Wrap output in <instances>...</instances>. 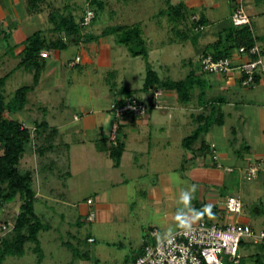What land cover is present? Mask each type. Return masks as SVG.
<instances>
[{"label": "rangeland", "instance_id": "rangeland-1", "mask_svg": "<svg viewBox=\"0 0 264 264\" xmlns=\"http://www.w3.org/2000/svg\"><path fill=\"white\" fill-rule=\"evenodd\" d=\"M104 1V10L97 14L93 24L81 29L82 33L98 36L104 28L110 26L140 23L148 59L131 56L125 46L115 42L113 35L106 39L109 46L107 48L110 50L109 58L96 57L97 52H94L91 55V58L95 57L94 64L71 68L68 62L75 60L80 48L73 43H69L58 54H51L46 58V69L40 83L28 93L24 109L8 115L28 127L33 140L36 122L47 121L50 127L59 129L53 140V150L39 156L33 145L27 144L24 158L20 161L23 169L33 171V188L37 198L34 203L35 213L43 223L49 225V230L39 233L40 253H34V245L27 244L24 256H9L4 264H132V257L141 248L150 228H157L160 238H164V233L170 228L167 224L174 223L171 213H167L165 209L158 214V222L154 219L156 215L152 213L150 201L143 199V188L146 185L165 179L166 177L160 176L166 174L171 182L169 186H177L184 174L187 185L182 190L190 188V180H194L192 183L196 185L197 191L193 201L198 200L203 179L187 177V173H184L186 169L182 170L178 165L185 166L192 161L187 160L191 151L183 149L181 143L202 125L192 120L187 109L197 101L206 104L210 99L209 93L206 92L197 99L193 91L190 95L191 102L183 104L174 98L172 94L175 92L161 90L162 94L155 102L150 95L141 92V88L147 63L162 80L178 81L188 75L189 70L185 63L193 62L199 54L198 44L193 39L197 33L190 28V17L193 12L198 15L201 9L186 8L185 19L176 22L175 17L168 15L170 0ZM88 3L89 0H44L32 8L26 0H0V78L12 72L19 63V57L14 50L15 44L21 43L35 31H40L44 37L53 41L66 35L63 31H55V23L72 19L79 24L89 7ZM261 3L264 4V0ZM229 5L228 0H213L212 19L203 33L214 31V26L220 21L228 29L232 27L226 19ZM51 13L54 14V21L51 20ZM178 25H181L180 29L184 28L186 40L177 33ZM86 47L83 49H87ZM111 73L116 78L113 79ZM46 76H50L52 80L47 85L44 82ZM26 85H33V71L24 68L13 71L1 89L6 102L18 88ZM122 87L128 95L143 101L147 106L152 105L151 114L147 112L137 119L115 118L111 110L112 102L115 93ZM82 114L95 117L96 122L103 120L102 133L99 128L87 130L81 127V117L78 121L73 120L75 115ZM137 121H141V125L135 126ZM114 124L121 125L120 138H126L128 144V149L121 158L126 169L127 166L131 169L128 174L132 173L133 160L140 158L142 161L150 159L153 162L151 164L158 165V177L150 175L138 179L136 176H129L127 179L130 182L127 186H114L126 175L123 169L114 168L115 161L106 148L99 151L103 144L98 140L101 136H107L109 127ZM231 124L239 129L237 122ZM230 126L226 123L222 128L213 124L200 138L206 139L205 142H215L217 150L230 154L232 165L236 166L233 172H226L224 169L219 171L223 181L222 185L216 187L223 196L237 197L235 191L251 185L263 190L246 192V198L239 197L242 210L237 216L252 218L255 220V225H252L256 227L264 223V172H260L255 179L245 178V170L237 165L240 164L237 151L242 143V133L238 130L236 132L238 140L236 147L233 146L232 154L228 138L234 140V133L231 131L232 127L229 129ZM212 128L215 135L210 133ZM49 132L47 130L42 137ZM38 143L32 142L36 145ZM107 144L109 143L106 141V146ZM182 153L185 157L183 155L181 158ZM210 157L209 155L211 160ZM209 159H206L204 166L211 169ZM193 163L198 164L197 160ZM255 197H260L257 200L263 202V211L260 214H256L252 207L251 201ZM88 199L92 200L91 205L86 204ZM20 204L21 199L18 196L14 201L0 207V242L3 239H12L11 229ZM256 204L259 202L256 201ZM180 206L179 204L178 208ZM89 212L95 215L92 221H87ZM89 237L94 239L93 243L87 241ZM65 243L76 248L77 255ZM240 255L241 264H260L256 262L257 259L264 264V253L257 245L250 244L249 240L241 247Z\"/></svg>", "mask_w": 264, "mask_h": 264}, {"label": "crops", "instance_id": "crops-1", "mask_svg": "<svg viewBox=\"0 0 264 264\" xmlns=\"http://www.w3.org/2000/svg\"><path fill=\"white\" fill-rule=\"evenodd\" d=\"M228 1L230 2V5H229L230 10L228 11L226 15V19L231 23L230 16H231L232 11L235 8L234 6L235 1L234 0H228ZM254 2H252V0H244L243 4L245 5L244 7H246V12L250 19V28L252 29V32H253L255 46L259 50L260 54L264 57V4L261 3L262 0H254ZM170 5L179 7L175 9V11L172 13V15L176 18V22L177 21L181 22V19L182 20L185 19L186 8L188 9L191 8L192 10L201 9L199 10L198 15H197V12H193V14L190 17V28L196 31L197 33V35L193 39L198 44L199 54L198 56H196V59L193 62L189 61L188 63H185V64L188 66V70H189L188 74H192L194 77V80H198L197 85H195V87L193 88V91H194L193 94L195 95V97L199 99L200 93L204 95L206 94V92H208L210 95V99L206 104H201L198 101L197 103H193V105L189 107V109H187V112L190 113V117L192 118V120H195L198 123H202L204 118L211 113V106L215 107V110H214L216 113L215 117L217 121H219V123L215 125L223 128L226 123H229L231 125L229 129L232 127L231 131H233L234 133V140H232L231 138H228L229 140L228 142L230 144V149H231L232 154L234 150L233 146L236 147L237 145L236 140H238V137H237L238 134L236 132L237 130L239 132L241 131L242 143L238 147L240 149L237 148L238 156H240V161H239L240 164H237V165H239L238 168L245 170V174H246V168L248 164L256 160H259V159H264V77L258 78L256 84L253 87L245 88V87H242L240 84V80H241L240 73L236 69H233L226 74L204 73L200 68V62L198 63L199 57H201L203 51L205 50V47L209 44L214 43L217 40L218 36L220 34L223 35L228 28L224 25L223 21L222 22L220 21L216 26H214L215 28L214 31L212 32L208 31L206 33H203V31L205 30V27L208 28L207 25L211 22V19H212V13H213V8H214L212 7L213 0H197V1L196 0H180V1L170 0ZM194 18L196 19L194 20ZM199 20H201L202 23L200 25H197L196 23ZM198 26H201L202 28L197 29ZM180 27L181 25H178L176 31L177 33L181 35L180 38L182 37L183 40H186V32L184 31V28L180 29ZM102 31L100 33H102ZM83 34L84 33H82L81 31L82 36ZM86 35H92V34L87 33ZM82 36L79 38L77 42H73V41L70 42V43L75 44L78 48L80 47L79 55L76 56V58H79V63L71 66V63H73L74 60L69 61L68 64L71 68H78L85 64H94L95 57L91 58V55H93L94 52H97L96 57L100 58L102 56V57L109 58L110 50L109 48H107L109 46L106 42V39L109 36H101L98 39H95L90 42H85L84 40L85 38ZM23 41L21 43H18L17 45L16 44L14 45V50H15L16 55L19 57V61H20V54L22 53L24 49V46L22 45ZM93 43H97L98 45H93ZM171 43L172 42H170V44ZM84 46H87L86 47L87 49H85L86 51L83 49ZM60 51L62 50L52 51L51 54L55 55V54H58ZM230 57H231L230 59L232 61V64L234 66L248 59L247 57L240 55L238 53V50L236 49L231 51ZM45 62H46V59H45ZM45 69H46V63H45V68L43 72L45 71ZM110 75L113 79L114 77L116 78V76H114V73H111ZM41 77H42V74L40 76V79L37 85L40 83ZM50 78L51 77L49 76L46 78V80H44L45 85L50 83L49 82ZM115 83L116 82H114V84ZM172 95H174V98H176L175 93H173ZM127 96L128 95H127V92H125V88L122 87L119 92L115 93V99L113 100L112 104L116 100L124 99ZM80 117H81V120L83 121V126L81 127L87 130L93 129V128L94 129L99 128L102 133L103 120L96 122L95 117H89V116L86 117L83 114L81 116L75 115L73 120L78 121ZM232 122H237L239 129L234 128L233 125L231 124ZM140 123L141 121H137L135 126L141 125ZM48 125H49V130L56 129L57 134H58L59 129L57 127H50L49 123ZM149 126H150V123H149ZM114 127H116V124L111 125L109 127V133L107 136H105L104 138L103 136L98 138L99 143L101 142L100 144L101 145L103 144V147L100 149H99L100 145L99 144L97 145L99 151L100 150L102 151L105 148L107 150L112 145L111 144L112 132L114 130ZM119 128L120 130L118 132V137L120 138L122 127H119ZM214 128H212L210 132L213 135H215ZM125 139L124 138L122 139L125 143V147H124V151L122 152L121 158L123 156V153L128 149V144L126 143ZM205 140L200 138V141L197 140L199 141L198 143L197 141L194 142L192 147H190V149L183 148L185 150L191 151L188 153L189 155H188L187 160H192V161L188 162L185 165L187 166L186 168L183 164L178 165V167L182 168V170L186 169L184 173H187L188 175L187 177H190L191 179H197V180L203 179L204 181L203 186L199 190L200 194H199L198 200L196 201L192 200V207L196 209L195 208L196 206L203 204V203H205L206 205L210 207H215L218 210V213H217V217L213 219L212 221L218 224L237 222L241 224L250 225L255 231L263 229L264 223L255 227L252 225V224L255 225L254 223L255 220H252V218L250 217L242 218V217L237 216V214L229 213L226 211V208H225L226 200L228 197H232V196H223L221 191L216 187V186L219 187V185H222V181H223L222 175L219 171L222 172L223 171L222 169L225 170L226 168H230L232 169L231 172H233L234 171L233 168H235L236 166L232 165L233 162H232V158L230 154H227L226 152L222 150L218 151L216 148L217 146L215 142L213 141L205 142ZM106 141L107 143H109L107 144V146H106ZM202 142H204L207 147L212 144L215 145V150L217 154V161L215 163L213 162L211 157H210L211 160L209 159V155L211 156L210 150H207V152H203L202 150H200ZM183 155L185 157V154L182 153L181 158L183 157ZM121 158L118 164L114 163V168L116 170L123 169L126 176H123L124 179H121V181H119L115 185L113 184L115 187L127 186L130 182V180L127 179V177L129 176H136L138 177V179H141L143 176L149 177L150 175L158 177V165L151 164L153 162H150L149 161L150 159H145L144 161H142L140 160V158L139 159L135 158L131 166V168L133 169L132 173L131 175H129L128 172L129 170L131 171V169H128V166H127L128 170L126 169L124 165V160L122 161ZM207 158L209 159V166L211 167V169L208 167L205 168L206 165L204 164V162L206 161ZM196 160L198 164L193 163ZM216 164H219L221 168L217 167ZM178 167H176V169ZM200 168H203V169H200ZM176 169H174V172ZM160 177L162 178L166 177V178L160 179L159 181L157 180L156 182H152L153 183L152 185L148 184L145 186V188H143V199L146 200V202L150 201V204L153 207L152 213L156 215L155 216L156 218L154 219L157 222H158V214L162 212V209L167 210V213L170 212L171 213L170 216L173 217L174 219V215L179 205V196L182 191V187L185 186L186 181H187L185 175L183 174L181 183H180L182 184V186H180V184L177 186H169L171 184V182L168 180L169 177H167L166 174H163V176H160ZM245 178L249 180L247 175H245ZM192 181L194 180H190V183L194 185V182L192 183ZM159 183L162 184L160 185L162 186V188L158 185ZM211 185H213L214 187H210ZM253 191L262 192L263 190L251 185V187L249 188L245 186L239 189L237 192L235 191V194L237 197L241 198V196L245 197L246 192L251 193ZM257 199H260V197L259 198L255 197V199L251 202H252V207H254V210L256 211V214H260L263 211V202L262 200H257ZM256 201L259 202L258 205L256 204ZM167 208H170V210H168ZM259 208H261L262 210ZM200 220L201 218L199 217L196 223ZM167 225L170 227L169 229L172 230L169 235L179 230L176 227L175 221L174 223L172 224L169 223ZM169 229L166 230V233H168ZM166 233H164V235H166ZM252 245H257V244L252 243ZM142 246L133 255L132 264L134 262L133 261L134 257L138 253L141 252Z\"/></svg>", "mask_w": 264, "mask_h": 264}, {"label": "trees", "instance_id": "trees-1", "mask_svg": "<svg viewBox=\"0 0 264 264\" xmlns=\"http://www.w3.org/2000/svg\"><path fill=\"white\" fill-rule=\"evenodd\" d=\"M26 1H28V5L30 7L35 8L44 0ZM88 6L92 8L95 13V18L91 23L93 24L97 14L104 10L105 1L89 0ZM177 8L179 7L169 5L168 9L170 12L168 15L170 17L173 16L172 13ZM50 17L51 20L54 21L53 13H51ZM201 23L202 21L199 20L196 24L200 25ZM55 25V31H63L64 34L68 35V42L64 43L61 38H58L54 41L48 40L42 35L40 31H35L22 43L24 49L20 54V61L13 71L19 68L33 71V85H26L18 88L9 101L6 102L5 96L2 94L1 89L13 71L0 78V207H3L5 204L14 201L18 196L21 199V204L11 229V231H13V237L11 240L3 239V241L0 242V264H4V260L9 256H24L26 253L27 244L34 245V253H40L41 250L38 238L39 233L41 231L49 230V225L43 223L35 213L34 203L37 198L36 191L33 188V171L23 169L20 166V161H22L24 158L25 146L27 144L33 145L34 151L39 156H43L49 150H53V140L57 135V130L51 129L47 136L42 137L43 134L49 130V125L46 121L36 122L34 126L35 139L33 140L29 128L24 126L21 121L10 118L8 114L24 109L27 103L28 93L32 91L37 85L46 63V58L41 57L40 53L45 50H64L70 42H77L82 36V27L75 23L72 19L62 21L59 24L55 23ZM110 35L115 37V42L117 44L125 46L131 56H142L146 60L148 59V50L146 48V41L142 36L143 30L140 23L110 26L105 28L98 36L86 35L84 33L82 37L85 38V42H90L98 39L101 36ZM254 46L255 40L250 26H232L230 29L226 30L223 35L220 34L214 43L207 45L201 56L212 54V56L216 59L222 57L231 58L230 56L232 50H238L240 47H243L246 54L248 55L247 58L253 59L255 56L249 54V50ZM200 68L202 70L201 65ZM203 72L208 73L205 71ZM255 81L257 82V79ZM197 82L198 80H194L192 74H188L185 78L178 81L162 80L151 68L149 63H147L141 92L150 95L152 99L154 92L158 90L175 92L176 98L181 103L187 104L191 100L190 95L192 94L195 85H197ZM201 95L203 94L200 93L199 98ZM129 97L133 96L128 95L124 99L116 100L114 103L115 105L120 106L124 104L125 99ZM151 110L152 105H148L147 112L150 113ZM214 110L215 107L211 106V113L204 118L203 122L201 123L202 125L196 128L191 135L185 137L182 140V146L185 149H190L191 145L200 138L203 132H208L211 125L219 123L215 117L216 113ZM5 114L8 116H5ZM131 118L137 119L135 117ZM119 127H121L119 124L116 125L115 139L112 140V145L109 149H107L110 157L115 161L116 164L119 163L125 147L124 141L118 137V132L120 130ZM33 141H38V145L32 144ZM200 150L207 152V150H209V146L207 147L205 143L202 142ZM206 206L208 205L203 203L196 206L195 208L197 210H203ZM208 207L210 210L203 213V215L200 217L201 220L212 221L217 217L218 210L215 207ZM87 221L92 220H89L87 216ZM79 224L81 223L79 222ZM245 243L246 241H242L241 247ZM250 244L252 243L250 242ZM65 245L77 255L78 252L76 248H72V245L69 243H65ZM257 246L264 253V244H257ZM139 254L140 253L137 255ZM256 262L263 264L262 261H259L258 259Z\"/></svg>", "mask_w": 264, "mask_h": 264}, {"label": "built area", "instance_id": "built-area-1", "mask_svg": "<svg viewBox=\"0 0 264 264\" xmlns=\"http://www.w3.org/2000/svg\"><path fill=\"white\" fill-rule=\"evenodd\" d=\"M235 8L231 13L230 21L233 26H250V19L243 4V0H234ZM95 18L94 10L88 7L79 25L82 28L89 27ZM196 18H194L195 20ZM198 26L197 29H201ZM61 40L66 43L68 38L61 35ZM52 51H42L40 56L48 58ZM239 54L247 57L243 47L238 49ZM249 54L255 58L247 59L237 65H233L228 57L214 58L212 54L201 56L200 65L202 70L212 74H226L233 69L240 73V84L249 88L256 84V79L264 77V57L260 54L256 46L249 50ZM79 63L76 58L71 66ZM161 91L153 94L156 102ZM148 106L141 100L134 97L125 99V103L117 106L112 105V112L115 118L135 117L140 118L147 114ZM34 130V128H33ZM116 136V127L112 132V140ZM211 158L215 163L217 154L215 145L209 146ZM217 167L221 168L219 164ZM226 172L232 169L226 168ZM260 172H264V159H259L248 164L246 175L249 179L256 178ZM87 204L91 205L92 200L88 199ZM226 211L239 214L242 210V201L239 197H229L225 203ZM93 212H89L88 219L93 220ZM249 240L253 244H264V228L255 231L250 225L241 223L218 224L214 221L200 220L193 225L192 230H177L175 233L159 238L157 228H150L143 241L142 250L134 259L133 264H241V242ZM88 242L93 243L94 239L89 238Z\"/></svg>", "mask_w": 264, "mask_h": 264}, {"label": "clouds", "instance_id": "clouds-1", "mask_svg": "<svg viewBox=\"0 0 264 264\" xmlns=\"http://www.w3.org/2000/svg\"><path fill=\"white\" fill-rule=\"evenodd\" d=\"M197 191L196 185H192L188 189H184L181 191L179 196V204L181 205L175 215L174 221L176 227L180 230L190 231L193 228V225L196 223L197 219L203 215L205 211H209L210 208L208 206L203 210H197L192 207V200L194 199V194ZM171 229H169L166 235L171 233Z\"/></svg>", "mask_w": 264, "mask_h": 264}]
</instances>
